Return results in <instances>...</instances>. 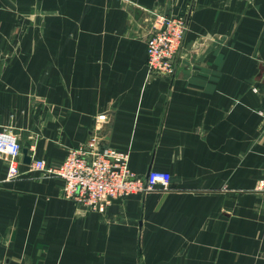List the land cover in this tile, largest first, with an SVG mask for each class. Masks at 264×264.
Returning a JSON list of instances; mask_svg holds the SVG:
<instances>
[{
  "label": "crops",
  "instance_id": "0c3cea01",
  "mask_svg": "<svg viewBox=\"0 0 264 264\" xmlns=\"http://www.w3.org/2000/svg\"><path fill=\"white\" fill-rule=\"evenodd\" d=\"M178 14L175 72L152 74V20ZM263 63L264 0H0V138L52 167L99 139L172 176L91 211L23 151L4 182L0 152V264H264Z\"/></svg>",
  "mask_w": 264,
  "mask_h": 264
},
{
  "label": "built area",
  "instance_id": "2783aa9c",
  "mask_svg": "<svg viewBox=\"0 0 264 264\" xmlns=\"http://www.w3.org/2000/svg\"><path fill=\"white\" fill-rule=\"evenodd\" d=\"M187 14L158 15L152 20L151 32L146 39L147 65L150 73L171 76L175 72V58L179 53L188 28ZM262 81L264 82V63ZM260 94V89L253 88ZM106 117H101L105 119ZM90 151L79 148L69 151L57 167L45 160H33L31 168L62 182V192L68 199L91 211L101 210L110 199H126L132 194L169 191L172 176L164 171H151L148 176L134 174L128 166V155L115 150L99 153V139L90 143ZM23 147L16 140L0 138V152L9 156V168L4 182L21 176L20 157ZM258 191L264 192V181Z\"/></svg>",
  "mask_w": 264,
  "mask_h": 264
},
{
  "label": "water",
  "instance_id": "95a60500",
  "mask_svg": "<svg viewBox=\"0 0 264 264\" xmlns=\"http://www.w3.org/2000/svg\"><path fill=\"white\" fill-rule=\"evenodd\" d=\"M23 153H24V163L26 164V165H30L31 164V162H32V158L29 156V150L28 149H24V151H23ZM150 173V172H149ZM149 173H148V175H149ZM147 175V176H148ZM110 201L112 202V203H120V202H122V200L121 199H110Z\"/></svg>",
  "mask_w": 264,
  "mask_h": 264
},
{
  "label": "rangeland",
  "instance_id": "374dc122",
  "mask_svg": "<svg viewBox=\"0 0 264 264\" xmlns=\"http://www.w3.org/2000/svg\"><path fill=\"white\" fill-rule=\"evenodd\" d=\"M174 66H175V62H174Z\"/></svg>",
  "mask_w": 264,
  "mask_h": 264
}]
</instances>
